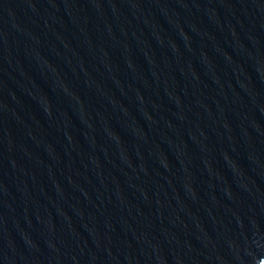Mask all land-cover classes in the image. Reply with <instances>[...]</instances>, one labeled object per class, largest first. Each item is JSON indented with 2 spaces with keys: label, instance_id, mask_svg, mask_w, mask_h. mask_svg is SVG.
Returning <instances> with one entry per match:
<instances>
[{
  "label": "water",
  "instance_id": "obj_1",
  "mask_svg": "<svg viewBox=\"0 0 264 264\" xmlns=\"http://www.w3.org/2000/svg\"><path fill=\"white\" fill-rule=\"evenodd\" d=\"M0 264H264V0H0Z\"/></svg>",
  "mask_w": 264,
  "mask_h": 264
}]
</instances>
